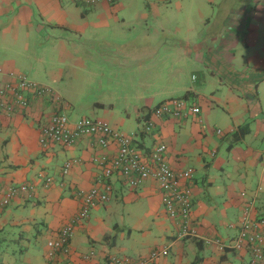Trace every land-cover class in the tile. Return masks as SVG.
Listing matches in <instances>:
<instances>
[{
	"label": "crops",
	"instance_id": "obj_1",
	"mask_svg": "<svg viewBox=\"0 0 264 264\" xmlns=\"http://www.w3.org/2000/svg\"><path fill=\"white\" fill-rule=\"evenodd\" d=\"M172 54L178 59L168 62ZM155 63L172 82L167 100L153 95V83L162 81ZM0 70V91L21 76L59 98L28 91L27 108L8 111L12 98L0 94V200L11 187L30 189L0 209L3 264H110L114 256L146 259L156 249L169 255L148 264L250 263V251L220 250L205 239L230 246L248 203L253 217L264 218V0H0ZM136 88H148L146 96ZM172 99L200 113L154 118ZM57 112L105 120L148 153L165 144L175 171L193 169L199 237L181 238L155 180L133 188L114 175L109 201L49 256L48 243L82 211L78 193L103 185L94 159L119 151L117 142L103 147L91 137L44 148L41 130ZM243 126L249 132L237 139Z\"/></svg>",
	"mask_w": 264,
	"mask_h": 264
},
{
	"label": "built area",
	"instance_id": "obj_2",
	"mask_svg": "<svg viewBox=\"0 0 264 264\" xmlns=\"http://www.w3.org/2000/svg\"><path fill=\"white\" fill-rule=\"evenodd\" d=\"M85 5H96L104 0H76ZM115 3L118 0H108ZM1 72V70H0ZM30 91L36 95H49L53 99L59 100L54 95V91L47 86L34 84L25 77H18L16 82L2 88V96L9 95L12 99L5 105L8 111L15 105L21 109L27 108L29 101L25 93ZM200 108L190 105L185 99H172L157 106L153 111L156 119L162 117L181 118L188 114H198ZM154 120L148 122L144 127V132L152 131ZM41 145L47 148L51 145L72 146L82 137H91L97 139L98 143L107 147L111 142H117L119 145L118 154L112 158L107 156L96 157L94 160L102 167V177L100 186H95L88 192L80 191L78 194L82 198V211L68 224L62 231L57 240L48 243L49 256H54L63 247L67 246L75 226L80 221L89 217L90 211L100 204L108 202L112 194V185L109 180L114 175H119L133 188L141 186L147 180H155L162 193L164 209L170 218L178 220L181 223V238H198L197 227L193 223V189L190 182L193 179V169L185 171H175L166 161L165 154L167 146L161 144L151 152H145L138 149L133 144V136L113 128L107 121L82 117L77 120H71L64 112H57L52 115L50 120L41 130ZM72 167L71 162H67L63 168V173L67 174ZM41 178H45L40 175ZM50 184L52 178H45ZM30 191L29 187L22 185L18 188L11 187L6 196L0 200V209L7 204L16 195ZM253 204L248 203L239 222V233L232 241L230 246L222 243L220 240L205 239L209 244H216L220 250L227 248L235 251H250L252 260L249 264H260L264 258V218L256 219L252 214ZM169 255L168 249H156L150 252L146 259L134 260L128 257H111L110 264H148L159 258Z\"/></svg>",
	"mask_w": 264,
	"mask_h": 264
},
{
	"label": "rangeland",
	"instance_id": "obj_3",
	"mask_svg": "<svg viewBox=\"0 0 264 264\" xmlns=\"http://www.w3.org/2000/svg\"><path fill=\"white\" fill-rule=\"evenodd\" d=\"M177 1V0H176ZM198 5V4H197ZM162 7H164V8H166V9H169V8H171V5L170 4H167V5H163ZM172 8L173 9H175L176 8V5H175V2H174V5H172ZM129 27V26H128ZM127 33V32H126ZM169 54V52L167 51L166 52V55H168ZM172 59H178V56L176 55V56H174L173 54H172V56L170 57V58H168V62H171V60ZM162 63V62H161ZM156 64V71L158 70V72H160V76H161V78H162V81L160 82V83H156V84H154L153 83V87H156L157 89L155 90V91H157L156 93H154L153 95H155L156 96V98H159V100H164V99H168L169 98V96H170V94H171V91H170V89H169V85L172 83V82H170L169 81V77H168V74H167V69L166 68H163L162 70H161V67L160 66H162V64ZM174 71V70H173ZM163 78H164V80H163ZM172 79V78H171ZM184 81L186 80V77L185 78H182ZM132 81V80H131ZM96 82V81H95ZM95 82H92V80H91V86L90 87H95V85L96 84H94ZM133 82V81H132ZM128 84H129V81H128ZM162 86H166L167 88H166V90L165 89H162ZM88 88V91H86L85 92V96H84V98L85 99H87V101H89L90 100V98L92 97V95H91V93H90V91H92V88ZM125 88V86L123 85H121V90H123ZM134 89H128L126 92H130V95L133 97L134 96V93L132 92ZM136 90L138 91V95L139 94H145V96H146V92H147V90H148V88L146 89V91L144 92V90L143 89H139V88H136ZM167 102V101H166ZM83 103H85V101L83 100ZM88 116H90V114H88Z\"/></svg>",
	"mask_w": 264,
	"mask_h": 264
},
{
	"label": "trees",
	"instance_id": "obj_4",
	"mask_svg": "<svg viewBox=\"0 0 264 264\" xmlns=\"http://www.w3.org/2000/svg\"><path fill=\"white\" fill-rule=\"evenodd\" d=\"M190 95H192V94L190 92H188L186 94V98H188V96H190ZM163 103H165V102L160 103L158 106L162 105ZM248 130H249L248 126H243L240 130H238L239 132L236 133L234 136L237 139L242 138L247 132H249ZM2 243H3V239L1 238V235H0V264H3V261H2V258H1V245H2Z\"/></svg>",
	"mask_w": 264,
	"mask_h": 264
}]
</instances>
